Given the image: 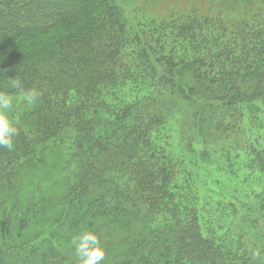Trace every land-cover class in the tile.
<instances>
[{
    "label": "trees",
    "instance_id": "obj_1",
    "mask_svg": "<svg viewBox=\"0 0 264 264\" xmlns=\"http://www.w3.org/2000/svg\"><path fill=\"white\" fill-rule=\"evenodd\" d=\"M132 1L0 0V93L19 130L0 148V264H80L86 230L102 264H264V0L158 22L129 19ZM48 150L57 220L73 217L50 242L24 237Z\"/></svg>",
    "mask_w": 264,
    "mask_h": 264
},
{
    "label": "rangeland",
    "instance_id": "obj_2",
    "mask_svg": "<svg viewBox=\"0 0 264 264\" xmlns=\"http://www.w3.org/2000/svg\"><path fill=\"white\" fill-rule=\"evenodd\" d=\"M213 5L216 8H220L216 4H212L210 0H135V2L128 5L126 9V16L129 19L134 18L136 20H139L142 16L141 13H144L146 11L147 13L145 16L147 19L158 22L162 19L167 18V16L171 13L185 14L192 9H195L199 13H204L209 9L215 11ZM228 11L231 14L232 11ZM226 14H228V12H226ZM245 129L246 127H243V131H245ZM181 130L186 131L183 136L184 139H188L190 137V131H193V133H191V137H193L195 140L197 139V136H194V128L190 123H186L184 125L181 124ZM44 159L45 162L40 168L31 170L35 172L33 174L36 175V177L39 174L37 180L41 183L43 189L42 196L44 195L45 198L44 212L43 214H40L41 216L37 220H32L28 224V228L24 231V237L26 236L28 238H31L36 235H41L39 239L44 240L49 238L50 242L53 240H57L65 235L64 233L66 229L61 226V221L65 216L62 217L61 221L57 220L59 203L62 195L64 194L65 185L64 183L62 184L61 178L59 176L61 175L59 168L62 163L59 152L53 151L49 155L48 150L44 154ZM25 182L26 179L21 181V188H23V185L27 187ZM12 191V194H15L16 188ZM71 221H73V217L71 220L69 219V217H67L65 221L62 222L63 225H67V223ZM13 234L16 235V232H14ZM41 246L43 245L41 244Z\"/></svg>",
    "mask_w": 264,
    "mask_h": 264
},
{
    "label": "clouds",
    "instance_id": "obj_3",
    "mask_svg": "<svg viewBox=\"0 0 264 264\" xmlns=\"http://www.w3.org/2000/svg\"><path fill=\"white\" fill-rule=\"evenodd\" d=\"M10 83L11 87L20 88L21 82L18 79H11ZM39 96L40 92L35 88L23 91V100L28 105H34ZM12 108L13 97L7 93H0V148L11 149L18 135L19 130L9 115ZM71 244L80 264H102L105 251L96 232L90 230L79 232L72 238Z\"/></svg>",
    "mask_w": 264,
    "mask_h": 264
}]
</instances>
